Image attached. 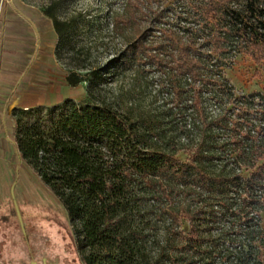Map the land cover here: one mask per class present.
I'll list each match as a JSON object with an SVG mask.
<instances>
[{
  "label": "trees",
  "instance_id": "1",
  "mask_svg": "<svg viewBox=\"0 0 264 264\" xmlns=\"http://www.w3.org/2000/svg\"><path fill=\"white\" fill-rule=\"evenodd\" d=\"M168 6L173 12L165 18ZM26 15L33 20V14ZM52 17L46 13L39 19ZM112 26L133 45L139 63L146 59L159 68L156 85L166 94L164 103L177 111L189 95L190 129L197 126L205 91L213 97L228 92L229 102L233 98L219 59L237 50L256 63L264 61V0H123ZM14 37L20 43L10 41V50L24 45L28 50L29 80L38 52L29 48L36 37L12 27ZM124 57L113 62V75ZM52 65L43 62L46 71ZM57 75L59 88L84 80L60 68ZM72 92L60 99L59 114L44 123H22L17 116L50 106L34 104L35 96L28 93L23 108L12 104L9 167L12 185L25 188L38 179L58 199L74 228L82 264H166V257L169 264L175 257L178 264H205V258L214 264H264V138L247 149L239 146L237 162L254 169L249 179L240 164L212 176L202 166L213 159L204 151L205 136L198 134L187 149L190 136L184 143L177 140L162 113L143 108L135 92L122 104L89 95L77 99ZM241 184L237 198L224 193ZM234 203L235 211L217 233L225 242L217 244L210 227L218 218L212 205L225 209ZM203 245L211 250L208 257Z\"/></svg>",
  "mask_w": 264,
  "mask_h": 264
},
{
  "label": "rangeland",
  "instance_id": "2",
  "mask_svg": "<svg viewBox=\"0 0 264 264\" xmlns=\"http://www.w3.org/2000/svg\"><path fill=\"white\" fill-rule=\"evenodd\" d=\"M0 1L3 2L0 5L1 14L4 10L19 9L33 15L50 13L53 16L49 18L52 27L45 33L38 23L35 48L46 49V37L58 40L51 52L54 63L65 74L84 78L74 88L64 87L62 95L72 96V90H76L77 99L89 95L97 101L106 99L122 104L132 98L135 92L136 99L143 108L162 113L163 121L169 123L173 134L178 136L177 140L184 143L186 135L190 136L187 149L198 141V134L205 136L204 151L207 149L213 159L211 163H204L202 166L212 176L218 169L234 170L235 166L240 164L241 173L245 179H249L254 169H246L243 162L237 160L240 159L239 156L242 157L240 144L247 149L250 144L264 138V61L256 63L248 54L237 50L219 59L225 77L233 86V98L229 102L228 92L213 97L209 91H205L200 112L196 115L197 126L192 130L188 116L189 95L177 111L168 103H164L166 94L156 85L161 76L159 68L146 63V59L139 63L133 57V45H130L119 31L114 30L112 16L120 12L123 0ZM169 10L171 8L168 6L164 12L165 18L171 17L173 11ZM175 21L177 26L185 25L180 20ZM123 56V67L114 69L116 75H113V62L118 59L117 62L120 63ZM102 76L107 77L102 80ZM133 85L139 87H135L133 91ZM48 105L50 106L18 112L17 116L22 123H44L55 118L63 108V104L59 102ZM169 108L172 110L169 111ZM172 111L176 113L171 114ZM187 152L184 153L183 159L188 160ZM236 188L242 190L243 185L234 186L233 191L225 190L224 193L232 199L237 198L239 193ZM234 204L225 209L217 204L212 205L218 215L210 225L214 234L217 235L226 226L230 219L229 213L235 211L238 203ZM204 208L208 210L207 207ZM218 237L217 244L225 242L221 236ZM202 250L205 257L211 255L210 248L205 245ZM32 255L38 259L45 256L48 261L57 264H82V252L76 244L74 228L64 207L38 179H34L25 188L21 183L14 184L13 187H8V193L0 197V264H25ZM165 260L166 264H169V258L166 257ZM177 260L175 257V264H178ZM215 261L209 259L208 262L205 258V264H214L212 262Z\"/></svg>",
  "mask_w": 264,
  "mask_h": 264
},
{
  "label": "crops",
  "instance_id": "3",
  "mask_svg": "<svg viewBox=\"0 0 264 264\" xmlns=\"http://www.w3.org/2000/svg\"><path fill=\"white\" fill-rule=\"evenodd\" d=\"M1 4H3L2 1H0ZM26 14L19 9L4 10L2 14L0 12V197L8 193V187H13L9 167V151L12 143L8 134L15 127V116L11 113L12 104L16 108L28 105L24 102L28 93L36 97L34 104L40 105L58 103L60 99L66 97L61 92L67 85L58 87L59 67L54 63L51 55L55 44L53 37H46V49L39 48L38 52L34 53L35 61L30 65L29 80H27L26 45L10 50V41L13 40L14 44L20 43L19 37L10 38L12 27L15 32L22 30L31 36L38 33V23L41 24L40 27L44 33L52 27L49 19H39L42 18V14L33 15V20H30ZM34 48L35 45H32L29 50L33 51ZM43 62L53 64L50 70L46 71Z\"/></svg>",
  "mask_w": 264,
  "mask_h": 264
},
{
  "label": "flooded vegetation",
  "instance_id": "4",
  "mask_svg": "<svg viewBox=\"0 0 264 264\" xmlns=\"http://www.w3.org/2000/svg\"><path fill=\"white\" fill-rule=\"evenodd\" d=\"M32 260L36 261L38 264H43L44 262L50 263L52 261H48L47 258L45 256H41V259H38L35 255H32L30 257L29 262L25 263V264H29Z\"/></svg>",
  "mask_w": 264,
  "mask_h": 264
},
{
  "label": "water",
  "instance_id": "5",
  "mask_svg": "<svg viewBox=\"0 0 264 264\" xmlns=\"http://www.w3.org/2000/svg\"><path fill=\"white\" fill-rule=\"evenodd\" d=\"M15 207H16V210H17V214L19 216V219H20V215H19V211L17 209V204L15 203ZM25 238H26V234H25ZM29 264H38L36 261L32 260ZM43 264H57L56 262H50V263H47V262H44Z\"/></svg>",
  "mask_w": 264,
  "mask_h": 264
}]
</instances>
